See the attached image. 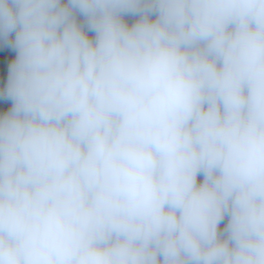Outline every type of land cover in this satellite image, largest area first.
Instances as JSON below:
<instances>
[{"label": "clouds", "instance_id": "9594fccd", "mask_svg": "<svg viewBox=\"0 0 264 264\" xmlns=\"http://www.w3.org/2000/svg\"><path fill=\"white\" fill-rule=\"evenodd\" d=\"M0 264H264V0H0Z\"/></svg>", "mask_w": 264, "mask_h": 264}]
</instances>
